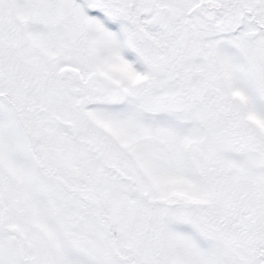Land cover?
<instances>
[{
  "label": "snow or ice",
  "instance_id": "snow-or-ice-1",
  "mask_svg": "<svg viewBox=\"0 0 264 264\" xmlns=\"http://www.w3.org/2000/svg\"><path fill=\"white\" fill-rule=\"evenodd\" d=\"M0 264H264V0H0Z\"/></svg>",
  "mask_w": 264,
  "mask_h": 264
}]
</instances>
